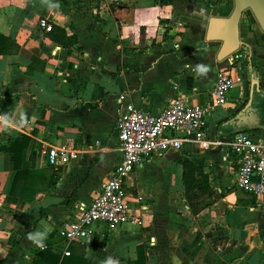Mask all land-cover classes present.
<instances>
[{
	"label": "crops",
	"instance_id": "crops-1",
	"mask_svg": "<svg viewBox=\"0 0 264 264\" xmlns=\"http://www.w3.org/2000/svg\"><path fill=\"white\" fill-rule=\"evenodd\" d=\"M232 9L233 0H0V147L30 136L19 174L13 154L0 151V264H264V201L236 187L224 143L251 97L252 77L264 88V32L250 12L240 23L249 55L234 70L244 89H233L207 118L212 143H187L135 167L126 198L140 224L96 222L86 240L67 241L59 231L120 162L123 103L157 113L182 95L209 97L230 63L217 59L220 42L206 40L208 21ZM42 19L75 43L52 42ZM254 109L237 120H264V108L258 117ZM65 143L78 158L50 165L48 147ZM185 157L203 163L210 194L186 199Z\"/></svg>",
	"mask_w": 264,
	"mask_h": 264
},
{
	"label": "built area",
	"instance_id": "built-area-1",
	"mask_svg": "<svg viewBox=\"0 0 264 264\" xmlns=\"http://www.w3.org/2000/svg\"><path fill=\"white\" fill-rule=\"evenodd\" d=\"M40 24L48 31L51 29L46 19ZM248 55L247 46L241 44L228 57L230 68L216 73L210 95L203 102L196 93L182 95L169 101L157 113L146 112L131 101L123 103L116 121L121 160L92 202L78 206L75 218L64 221L60 234L67 241L86 240L92 236V225L96 222L112 226L129 222L140 224V216L126 198L128 179L135 167L153 154L180 150L187 143L207 148L212 143L207 118L228 103L233 89H244V79L234 70ZM1 117L0 114V122ZM224 143L233 156L236 187L257 201H264V137L253 130L243 131L226 137ZM78 156L79 150L70 143L50 145L47 149L48 163L52 166L66 164Z\"/></svg>",
	"mask_w": 264,
	"mask_h": 264
},
{
	"label": "water",
	"instance_id": "water-1",
	"mask_svg": "<svg viewBox=\"0 0 264 264\" xmlns=\"http://www.w3.org/2000/svg\"><path fill=\"white\" fill-rule=\"evenodd\" d=\"M246 11L253 15L260 29L264 32V0H233V9L228 16H212L209 18L205 38L207 41L220 42L217 59H226L239 49L241 44L240 23L242 16ZM250 90L251 97L249 101L236 113V115H234L232 120L239 118L247 108L252 106V104L255 106L254 110L257 115H254L256 117H258V113H262L264 108V88H260L259 82L253 77L250 82ZM254 90L259 96L253 100ZM255 116L251 118H255ZM254 129L264 131V124L238 128L234 131L226 133V135L229 136L237 132L250 131Z\"/></svg>",
	"mask_w": 264,
	"mask_h": 264
},
{
	"label": "trees",
	"instance_id": "trees-1",
	"mask_svg": "<svg viewBox=\"0 0 264 264\" xmlns=\"http://www.w3.org/2000/svg\"><path fill=\"white\" fill-rule=\"evenodd\" d=\"M155 1H158L164 5L172 4L174 2V0H155ZM48 37L52 40V42L56 43L61 47H69L73 45L76 40L75 36L67 35L66 30L58 25L51 26V29L48 31ZM29 141H30V136L21 134L18 135L8 146L0 147V151H6L13 154L14 166L16 171H18V174L20 170L23 152L27 148ZM179 162L182 164L184 169L183 183L185 187L186 199L188 201H192L193 198H198L200 196L210 194L211 188L209 185V176L208 173H206L204 170L203 163L196 164L186 157L180 158ZM18 174L16 175V178ZM241 192L246 193L242 190ZM253 199L254 202L256 203L255 197H253ZM43 255L45 257L47 256V253H43ZM39 256H41V254ZM34 264H41V260L36 259L34 261ZM54 264H57V261Z\"/></svg>",
	"mask_w": 264,
	"mask_h": 264
},
{
	"label": "flooded vegetation",
	"instance_id": "flooded-vegetation-1",
	"mask_svg": "<svg viewBox=\"0 0 264 264\" xmlns=\"http://www.w3.org/2000/svg\"><path fill=\"white\" fill-rule=\"evenodd\" d=\"M232 121L235 124V126L233 127V129L231 131H234V130H236L238 128H243V127H246V126H249V125L250 126H256V125L264 124V120L260 119L259 117H258V119H256V122H253V124L252 123H248V122L244 123L243 121L239 122V120H237V119H234Z\"/></svg>",
	"mask_w": 264,
	"mask_h": 264
},
{
	"label": "clouds",
	"instance_id": "clouds-1",
	"mask_svg": "<svg viewBox=\"0 0 264 264\" xmlns=\"http://www.w3.org/2000/svg\"><path fill=\"white\" fill-rule=\"evenodd\" d=\"M207 70H208V69L205 68V67H201V68L199 69V71H200L201 73H204V72H206ZM37 235H41V234H37ZM37 235H32V236H30L29 238H30V239H33V240H36V239H37ZM37 242L40 243L41 247H43L42 240H39V241H37ZM107 264H117V262H115V261L109 259V260L107 261Z\"/></svg>",
	"mask_w": 264,
	"mask_h": 264
},
{
	"label": "rangeland",
	"instance_id": "rangeland-1",
	"mask_svg": "<svg viewBox=\"0 0 264 264\" xmlns=\"http://www.w3.org/2000/svg\"><path fill=\"white\" fill-rule=\"evenodd\" d=\"M97 13H98V11H97ZM248 13V11H246L244 14L246 15ZM202 148H203V146H202ZM197 203V202H196Z\"/></svg>",
	"mask_w": 264,
	"mask_h": 264
}]
</instances>
